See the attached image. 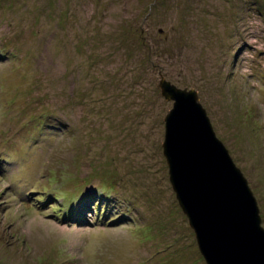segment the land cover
Here are the masks:
<instances>
[{
    "label": "rangeland",
    "instance_id": "obj_1",
    "mask_svg": "<svg viewBox=\"0 0 264 264\" xmlns=\"http://www.w3.org/2000/svg\"><path fill=\"white\" fill-rule=\"evenodd\" d=\"M160 78L195 90L264 229V0H0V264H205Z\"/></svg>",
    "mask_w": 264,
    "mask_h": 264
},
{
    "label": "water",
    "instance_id": "obj_2",
    "mask_svg": "<svg viewBox=\"0 0 264 264\" xmlns=\"http://www.w3.org/2000/svg\"><path fill=\"white\" fill-rule=\"evenodd\" d=\"M157 85L171 100L161 142L167 179L204 263L264 264V229L254 197L195 90L164 78Z\"/></svg>",
    "mask_w": 264,
    "mask_h": 264
},
{
    "label": "trees",
    "instance_id": "obj_3",
    "mask_svg": "<svg viewBox=\"0 0 264 264\" xmlns=\"http://www.w3.org/2000/svg\"><path fill=\"white\" fill-rule=\"evenodd\" d=\"M48 125H49V126H51V125H52V123H48ZM85 206H86V205H85ZM101 209L103 210V206H102V208H101ZM68 218H69V217H68Z\"/></svg>",
    "mask_w": 264,
    "mask_h": 264
}]
</instances>
